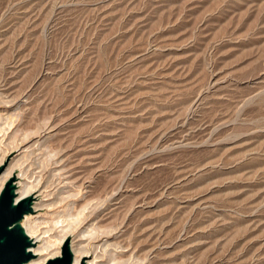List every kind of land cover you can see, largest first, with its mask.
<instances>
[{
	"label": "rangeland",
	"instance_id": "rangeland-1",
	"mask_svg": "<svg viewBox=\"0 0 264 264\" xmlns=\"http://www.w3.org/2000/svg\"><path fill=\"white\" fill-rule=\"evenodd\" d=\"M3 153L55 247L264 264V0H0Z\"/></svg>",
	"mask_w": 264,
	"mask_h": 264
},
{
	"label": "water",
	"instance_id": "water-1",
	"mask_svg": "<svg viewBox=\"0 0 264 264\" xmlns=\"http://www.w3.org/2000/svg\"><path fill=\"white\" fill-rule=\"evenodd\" d=\"M7 161L0 165V175ZM15 174L8 178L0 192V264H29L34 258L30 248L35 245L22 221L34 212L35 196L27 195L17 199ZM45 264H74L70 237L61 246L60 255L50 258Z\"/></svg>",
	"mask_w": 264,
	"mask_h": 264
},
{
	"label": "bare ground",
	"instance_id": "bare-ground-1",
	"mask_svg": "<svg viewBox=\"0 0 264 264\" xmlns=\"http://www.w3.org/2000/svg\"><path fill=\"white\" fill-rule=\"evenodd\" d=\"M19 147V145H18ZM6 154L0 155V165L4 161ZM20 167V165H17ZM16 166H9L1 175H0V192L2 190V187L5 183V181L11 177L12 174H14V169ZM22 175V171L20 175H17L16 178ZM35 192L34 187L29 185L27 182H19L17 186V199L21 197H25L27 195H30L31 193ZM75 206V205H74ZM38 204L33 206L34 213L37 210ZM41 207V206H40ZM86 210V207H82L79 213H83ZM89 212V211H88ZM91 212V211H90ZM32 215V214H31ZM89 216V213H86V217L83 219L82 222L79 223V226L75 229H79L80 225L84 223L85 219ZM38 217V216H37ZM35 216L26 215L24 218L23 225L28 236L34 240L35 245L30 248V251L32 252L34 258L30 261L29 264H45L46 261L50 258H54L60 254V245L63 243V241L72 234V232L75 231L73 227L71 226H62L60 230L59 241L57 243V246L55 247L50 240V236H46L47 231H40L39 229H35V227L32 228V225H29V222L32 220H36ZM87 224V223H86ZM80 231V230H79ZM79 233V232H78ZM161 245V244H160ZM74 259V264H100L96 262V258L98 257L95 255L91 260H89V252L85 251V247L81 245L80 241H77L75 246L71 247ZM156 252V250H154ZM123 252V251H122ZM121 253V252H120ZM121 255V254H120Z\"/></svg>",
	"mask_w": 264,
	"mask_h": 264
}]
</instances>
